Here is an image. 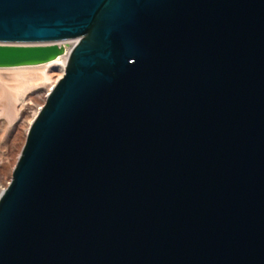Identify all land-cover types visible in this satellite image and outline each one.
I'll return each instance as SVG.
<instances>
[{
  "label": "water",
  "instance_id": "water-1",
  "mask_svg": "<svg viewBox=\"0 0 264 264\" xmlns=\"http://www.w3.org/2000/svg\"><path fill=\"white\" fill-rule=\"evenodd\" d=\"M69 41L0 264H264V0H0V68Z\"/></svg>",
  "mask_w": 264,
  "mask_h": 264
},
{
  "label": "rangeland",
  "instance_id": "rangeland-1",
  "mask_svg": "<svg viewBox=\"0 0 264 264\" xmlns=\"http://www.w3.org/2000/svg\"><path fill=\"white\" fill-rule=\"evenodd\" d=\"M66 47L69 51L70 45ZM18 71L0 70V192L12 181L27 142L29 122L34 111L38 106L43 107L47 101L46 88H40V70L24 68ZM6 73L16 75L9 76L8 82ZM10 78L16 80L11 83Z\"/></svg>",
  "mask_w": 264,
  "mask_h": 264
},
{
  "label": "bare ground",
  "instance_id": "bare-ground-1",
  "mask_svg": "<svg viewBox=\"0 0 264 264\" xmlns=\"http://www.w3.org/2000/svg\"><path fill=\"white\" fill-rule=\"evenodd\" d=\"M64 43L65 42L60 43V44L63 45ZM71 44H72V46H75L76 45V41H71ZM66 52H67V54H64L63 56L57 58L55 61L49 62L47 64L36 65V66L0 68V70H15V71H18V70H22L24 68H32L34 70H40L41 80H42V82L40 84V88L41 89H45L46 88L45 90H47V94H46L45 98L47 99V97L50 94V92L56 87V85L59 83V81L64 77V75L66 73V69H67L68 62H69V56H70L69 51L66 50ZM14 75H16V74H14ZM14 75L11 76V75H7V73H6V77L8 76V78H6V81L9 79V76L13 77ZM11 80H10V82L12 83L16 79H14V80L11 79ZM8 82H9V80H8ZM39 83H40V81H39ZM41 109H42V107L38 106L36 108V110L34 111L32 120L29 122L30 127H31L33 121L35 120V118L38 116V114H39ZM4 190H6V189L2 188V190L0 192V195L4 192Z\"/></svg>",
  "mask_w": 264,
  "mask_h": 264
},
{
  "label": "built area",
  "instance_id": "built-area-1",
  "mask_svg": "<svg viewBox=\"0 0 264 264\" xmlns=\"http://www.w3.org/2000/svg\"><path fill=\"white\" fill-rule=\"evenodd\" d=\"M63 45L65 46V48H67L66 45H70V48H68V49H70V50H69V54H70L72 48L74 47V46H72L71 41H69V42H65ZM65 54H67V52H65Z\"/></svg>",
  "mask_w": 264,
  "mask_h": 264
}]
</instances>
